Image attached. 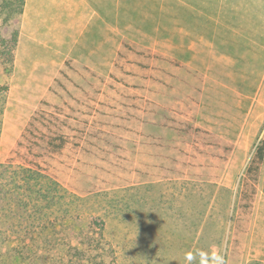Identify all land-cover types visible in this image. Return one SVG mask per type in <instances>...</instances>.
<instances>
[{"label":"rangeland","instance_id":"374dc122","mask_svg":"<svg viewBox=\"0 0 264 264\" xmlns=\"http://www.w3.org/2000/svg\"><path fill=\"white\" fill-rule=\"evenodd\" d=\"M7 1L0 43L17 28ZM139 29L113 70L10 71L0 58V264L85 260L73 240L102 222L116 264H184L197 248L264 264V70L241 67L259 52L241 70H199L191 44Z\"/></svg>","mask_w":264,"mask_h":264},{"label":"crops","instance_id":"0c3cea01","mask_svg":"<svg viewBox=\"0 0 264 264\" xmlns=\"http://www.w3.org/2000/svg\"><path fill=\"white\" fill-rule=\"evenodd\" d=\"M128 27L141 37L150 27L151 42L191 44L199 70H241L239 58L255 50L254 65L241 67L264 70V0H25L15 70H113ZM142 63L130 66L142 70ZM56 78L44 79L52 85Z\"/></svg>","mask_w":264,"mask_h":264},{"label":"trees","instance_id":"16d2710c","mask_svg":"<svg viewBox=\"0 0 264 264\" xmlns=\"http://www.w3.org/2000/svg\"><path fill=\"white\" fill-rule=\"evenodd\" d=\"M24 5H25V0H18L17 3V10H11L10 8L14 7V4L12 2H6L5 7L9 8L11 11L17 13V28L13 33V38L11 41L9 40H1V47L3 48L0 51V58L3 59V64L6 62V64H9V70L14 69V62H15V51L18 45V38H19V32H20V26H21V17L23 14L24 10ZM10 43V45H9ZM8 90V87H2L0 88V91L6 92ZM36 120V118H32L31 122L29 125H32V123ZM64 145V141L60 140V144L58 148H62ZM257 154L259 155V160L264 161V146H261L258 148ZM251 168H249L250 170ZM92 225V224H91ZM90 225V228H91ZM100 225V228L98 230H88L91 235L85 234L83 236H79L75 240H73L74 244L73 247L76 249H79L80 246H84L85 249H83L82 253L84 254L85 260L79 259L77 262L74 264H116L115 262V257L113 256V247L111 244L105 239L104 235V228H105V223L102 222ZM68 235H65L63 237L64 241H67ZM80 235V234H77ZM82 235V234H81ZM93 237V238H92ZM70 239V236H69ZM94 245L95 249L93 250L92 254H90V247ZM253 264H261V263H253Z\"/></svg>","mask_w":264,"mask_h":264},{"label":"clouds","instance_id":"9594fccd","mask_svg":"<svg viewBox=\"0 0 264 264\" xmlns=\"http://www.w3.org/2000/svg\"><path fill=\"white\" fill-rule=\"evenodd\" d=\"M184 264H227L225 256L212 249H192L183 254Z\"/></svg>","mask_w":264,"mask_h":264}]
</instances>
